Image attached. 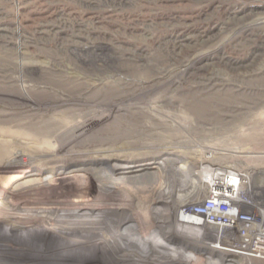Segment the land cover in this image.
<instances>
[{
    "label": "bare ground",
    "instance_id": "1",
    "mask_svg": "<svg viewBox=\"0 0 264 264\" xmlns=\"http://www.w3.org/2000/svg\"><path fill=\"white\" fill-rule=\"evenodd\" d=\"M103 1L109 2L97 0ZM110 1L120 4V0ZM248 19L236 13L231 17L239 23V33ZM247 25H264V16ZM208 29L175 35L172 48L180 51L191 40L206 43L210 37H201L207 36ZM84 51L80 47L75 53L88 61ZM213 53L201 50L181 62L169 57L161 62L164 68L151 74L105 70L93 77L88 73L86 80H95L96 85L75 99L64 94L55 103L31 98L22 90L25 85L19 84L22 92L15 98L24 103L0 109V264H243L218 237L213 244L206 241L195 220L177 209L179 202L181 207L189 203L182 198L194 183L191 177L198 174L206 184L213 168L204 165L200 174L193 172L191 158L179 154L176 146L143 150L145 138L159 125L182 130V119L188 114L197 118L217 107L218 95L208 92L216 75L205 72ZM150 59L123 57L113 62L142 67L151 66ZM89 62L105 64L97 56ZM175 63L180 64L176 72L170 69ZM230 65L234 72L242 67ZM126 93L129 97L121 98ZM176 97L183 109L171 105ZM216 97L218 101L212 100ZM181 160L183 165L176 166ZM103 161L110 163L108 168L81 167ZM66 167L76 173L41 177ZM171 172L180 174L173 185L151 184ZM29 176L34 178L17 182ZM259 181L256 185L264 190L263 174ZM8 222L13 224L3 228ZM179 234L197 238L222 254L217 259L196 255L192 244L179 239Z\"/></svg>",
    "mask_w": 264,
    "mask_h": 264
},
{
    "label": "rangeland",
    "instance_id": "2",
    "mask_svg": "<svg viewBox=\"0 0 264 264\" xmlns=\"http://www.w3.org/2000/svg\"><path fill=\"white\" fill-rule=\"evenodd\" d=\"M234 13L249 18L241 33L239 23L231 20ZM260 16H264V0H120V4L110 0L102 3L97 0H0V109L23 104V99L15 98L23 89L39 102L55 103L64 94L75 99L85 88L96 85L95 80H86L88 73H93V77L95 72L105 70L151 74L164 68L161 62L169 57L181 62L201 50H213L205 72L210 70L216 75L208 92H215L212 97L218 95L219 101L217 97L212 99L218 101L217 107L197 118L188 114L182 119V130L171 124L159 125L157 132L145 138L147 147L143 150L156 145L176 146L179 154L191 158L195 173L201 172L204 165L235 167L256 171L255 182L260 184V175H264V25H247ZM204 27H209L207 36L201 37V40L210 37L206 43L191 40L180 51L172 48L175 35L191 34ZM80 47L88 52L89 55L85 54L88 61L78 58L81 56L76 53ZM95 56L105 64L92 65L89 61ZM140 56L151 58V66L113 62L117 58ZM234 63L242 66L238 72L229 68ZM177 65L180 64L175 63L170 69L178 71ZM19 84L25 85L22 90ZM125 97L129 94L121 96ZM174 100L171 105L183 109L177 97ZM109 164L103 161L81 167L108 168ZM181 164L182 160L175 165ZM66 168L41 177L59 178L76 173ZM29 177L17 182L34 178ZM191 178L194 183H190L192 186L182 198L189 203L181 207L183 202H179L177 209L195 220L190 207L206 196V184L198 174ZM176 179H180V174L171 172L151 184L171 186ZM12 224L3 223L2 227L9 228ZM178 237L191 243L196 255L210 254L217 259L222 254L197 238L192 240L180 234ZM206 241L213 244V235H206ZM239 260L243 264H264L262 259Z\"/></svg>",
    "mask_w": 264,
    "mask_h": 264
},
{
    "label": "built area",
    "instance_id": "3",
    "mask_svg": "<svg viewBox=\"0 0 264 264\" xmlns=\"http://www.w3.org/2000/svg\"><path fill=\"white\" fill-rule=\"evenodd\" d=\"M206 184V196L190 207L201 233L218 237L237 258L264 260V190L255 175L235 167L213 168Z\"/></svg>",
    "mask_w": 264,
    "mask_h": 264
}]
</instances>
